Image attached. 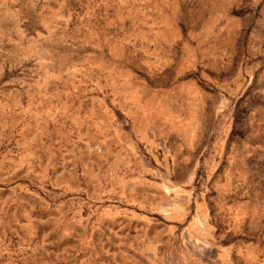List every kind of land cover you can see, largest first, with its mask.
I'll use <instances>...</instances> for the list:
<instances>
[{
    "label": "rangeland",
    "instance_id": "rangeland-1",
    "mask_svg": "<svg viewBox=\"0 0 264 264\" xmlns=\"http://www.w3.org/2000/svg\"><path fill=\"white\" fill-rule=\"evenodd\" d=\"M0 264H264V0H0Z\"/></svg>",
    "mask_w": 264,
    "mask_h": 264
}]
</instances>
